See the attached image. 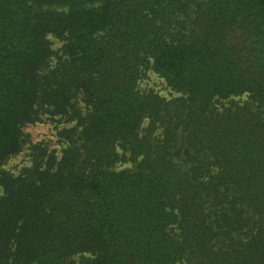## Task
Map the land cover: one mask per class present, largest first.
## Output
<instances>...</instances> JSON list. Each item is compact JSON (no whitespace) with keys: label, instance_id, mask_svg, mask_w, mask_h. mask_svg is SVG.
<instances>
[{"label":"trees","instance_id":"trees-1","mask_svg":"<svg viewBox=\"0 0 264 264\" xmlns=\"http://www.w3.org/2000/svg\"><path fill=\"white\" fill-rule=\"evenodd\" d=\"M0 190V264H264V0H0Z\"/></svg>","mask_w":264,"mask_h":264},{"label":"rangeland","instance_id":"rangeland-1","mask_svg":"<svg viewBox=\"0 0 264 264\" xmlns=\"http://www.w3.org/2000/svg\"><path fill=\"white\" fill-rule=\"evenodd\" d=\"M50 41L53 44L54 50L61 47V42L56 38L50 36ZM140 87L143 89H153L160 96L165 98H171L172 93L167 88L165 82L157 76L153 71L147 72L145 78L140 83ZM57 122L50 120L47 116L43 118L41 122L25 127L24 133L30 142L33 144L44 143L48 145L51 149L60 150V145L57 142V129L61 128ZM29 145L24 150V152L9 160L3 167L2 170L10 172L14 175H18L19 172L26 166H29L30 162V151L28 150ZM2 195V190H0V196Z\"/></svg>","mask_w":264,"mask_h":264}]
</instances>
